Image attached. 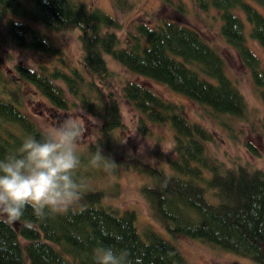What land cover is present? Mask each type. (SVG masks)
Segmentation results:
<instances>
[{
  "label": "trees",
  "instance_id": "obj_1",
  "mask_svg": "<svg viewBox=\"0 0 264 264\" xmlns=\"http://www.w3.org/2000/svg\"><path fill=\"white\" fill-rule=\"evenodd\" d=\"M193 1L200 9L213 7L219 12L220 34L248 68L264 108V68L246 44L247 33L264 47L263 13L251 0ZM254 1L264 7V0ZM111 3L120 11L131 8L130 0ZM0 19L15 46L52 58L35 67L15 63L11 76L0 68V159L26 138H40L43 131L25 110L24 86L54 109L79 107L98 120L91 139L86 143L81 139L78 145L75 178L82 186L81 199L67 213H50L42 221L31 208L14 224L0 220V264H96L94 253L100 247L126 252L128 264H191L158 229L150 224L139 229L134 209L120 210L106 200L112 192L88 182L91 159L98 150L104 156L101 165L109 171L116 172L122 158L125 168L146 176L140 192L151 216L171 236L196 239L264 264V167L210 154L206 144L213 134L207 127L189 119L179 101L134 80L124 81L121 91L137 112L138 130L148 134L151 123L167 124L173 154L165 166H157L135 158L128 161L118 148L117 131L123 121L108 85L111 70L105 54L218 116L246 119V101L228 75L222 55L197 29L173 19H141L121 43L118 19L90 0H0ZM41 27L76 28L79 61L65 60L59 45Z\"/></svg>",
  "mask_w": 264,
  "mask_h": 264
},
{
  "label": "rangeland",
  "instance_id": "obj_2",
  "mask_svg": "<svg viewBox=\"0 0 264 264\" xmlns=\"http://www.w3.org/2000/svg\"><path fill=\"white\" fill-rule=\"evenodd\" d=\"M105 12L114 15L121 24L116 31L121 43L126 39V32L138 20L154 21L159 18L173 19L197 29L223 57L228 75L232 78L247 104L246 119L226 115H216L207 107L201 106L187 96L170 89L167 85L152 78L136 74L117 62L110 54H105L106 63L111 70L108 82L118 101L123 127L117 131V144L121 156L135 158L152 165L165 166L168 156L173 154L172 132L165 123H151L148 134H143L137 128V112L122 96L121 86L126 80L138 81L149 86L154 91L174 101H179L189 119L197 120L213 134V139L206 144V150L223 161L236 160L249 162L258 167H264V108L252 82L248 68L241 62L237 52L222 37L219 31L218 11L209 7L200 9L193 0H130L131 8L118 10L111 0H90ZM251 2L263 13L264 7ZM241 15L239 9H236ZM16 18V17H13ZM248 26V25H247ZM50 38L59 45L65 60L77 62L80 59V44L76 28L53 30L41 27ZM248 31V27H246ZM246 44L258 57L264 68V47L246 33ZM51 57L37 50L15 46L5 32L4 19H0V68L12 75L15 63L35 67L37 63ZM23 104L26 112L43 130L46 124H55L68 114H76L83 125L81 139L88 142L91 139L93 123L98 120L87 111L76 107L66 111L54 109L41 95L29 86L23 89ZM78 145L82 143V140ZM249 143L257 154L245 144ZM120 158L116 172L109 171L104 165L95 167L88 175V182L101 187L112 194L106 200L120 210L132 208L136 213V224L139 229L150 224L167 240L178 247L191 264H255L250 259L235 253L223 251L185 236H171L151 216L146 199L140 192V184L146 176L131 168H125Z\"/></svg>",
  "mask_w": 264,
  "mask_h": 264
},
{
  "label": "clouds",
  "instance_id": "obj_3",
  "mask_svg": "<svg viewBox=\"0 0 264 264\" xmlns=\"http://www.w3.org/2000/svg\"><path fill=\"white\" fill-rule=\"evenodd\" d=\"M82 128L76 114H68L44 125L40 138H26L16 151L0 159V220L14 224L31 208L42 221L50 213H67L81 199L82 186L75 173L80 166ZM103 161L98 150L91 164L99 167ZM94 255L96 264H128L127 253L111 247H100Z\"/></svg>",
  "mask_w": 264,
  "mask_h": 264
}]
</instances>
